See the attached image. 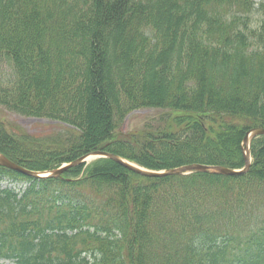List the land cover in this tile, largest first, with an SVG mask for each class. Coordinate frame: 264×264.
<instances>
[{
  "label": "trees",
  "instance_id": "16d2710c",
  "mask_svg": "<svg viewBox=\"0 0 264 264\" xmlns=\"http://www.w3.org/2000/svg\"><path fill=\"white\" fill-rule=\"evenodd\" d=\"M261 9L264 0H0V106L68 125L52 140L0 120V152L36 171L95 150L154 170L244 167L243 139L264 127ZM139 109L164 117L124 132ZM251 153L240 176L148 177L111 158L60 178L0 166V259L264 264V136Z\"/></svg>",
  "mask_w": 264,
  "mask_h": 264
},
{
  "label": "water",
  "instance_id": "95a60500",
  "mask_svg": "<svg viewBox=\"0 0 264 264\" xmlns=\"http://www.w3.org/2000/svg\"><path fill=\"white\" fill-rule=\"evenodd\" d=\"M264 135V128L263 127H253L249 129L243 139L242 148H243V154L245 159V166L242 169H234L229 168L226 166L221 165H205L200 163H191L182 165L179 167L164 169V170H152L145 168L143 166H140L129 159H126L122 156H119L117 154L105 151V150H95L93 152L87 153L76 160L65 163L61 167L52 169V170H46V171H35L28 169L11 159H9L7 156H5L3 153L0 152V165L3 167H6L8 169L14 170L16 172L22 173L24 175H28L34 178H57L60 177L65 171L68 169L87 163L91 159L96 158H111L123 166L127 167L128 169L144 175L148 177H165L170 175H180V174H191L193 172H211V173H217V174H224V175H230V176H239L246 174L252 164V155H251V145L252 141L255 137Z\"/></svg>",
  "mask_w": 264,
  "mask_h": 264
},
{
  "label": "rangeland",
  "instance_id": "374dc122",
  "mask_svg": "<svg viewBox=\"0 0 264 264\" xmlns=\"http://www.w3.org/2000/svg\"><path fill=\"white\" fill-rule=\"evenodd\" d=\"M254 25L264 20V10L257 11L254 15ZM260 21V22H261ZM9 71V70H7ZM161 117H164L161 109H139L133 111L126 117L122 130L124 132H131L134 130L142 129L148 123H157L161 121ZM0 120H3L7 125L12 127L22 128L29 134H35L37 136L48 137L52 140L58 138L59 135L66 133L67 124L59 121H54L47 118L34 117V116H22L18 113L12 112L5 107L0 106ZM2 187H11L16 190L25 188L26 184L12 183L4 180L1 183ZM12 260H0V264H13Z\"/></svg>",
  "mask_w": 264,
  "mask_h": 264
}]
</instances>
